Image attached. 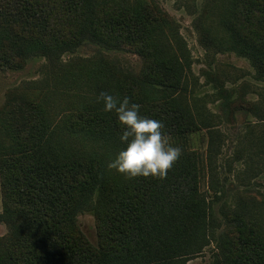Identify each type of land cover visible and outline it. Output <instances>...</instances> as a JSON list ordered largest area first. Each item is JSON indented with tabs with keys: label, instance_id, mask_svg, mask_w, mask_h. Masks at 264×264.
<instances>
[{
	"label": "trees",
	"instance_id": "16d2710c",
	"mask_svg": "<svg viewBox=\"0 0 264 264\" xmlns=\"http://www.w3.org/2000/svg\"><path fill=\"white\" fill-rule=\"evenodd\" d=\"M220 11L218 43L264 76V0H223ZM86 42L138 56L139 72L99 57L55 78L90 102L60 125L27 99L0 118V264H186L214 237L200 190L211 157L186 148L141 157L145 139L186 142L200 130L174 22L152 0H0V74L36 56L56 63ZM260 208L250 198L224 215L214 264H264ZM88 211L96 245L77 224Z\"/></svg>",
	"mask_w": 264,
	"mask_h": 264
},
{
	"label": "rangeland",
	"instance_id": "374dc122",
	"mask_svg": "<svg viewBox=\"0 0 264 264\" xmlns=\"http://www.w3.org/2000/svg\"><path fill=\"white\" fill-rule=\"evenodd\" d=\"M152 1L174 22L185 44L190 62L188 100L200 130L191 133L186 142L169 137L145 139L141 142V157L181 148L195 150L204 159L210 155L209 164L206 161L203 166L200 190L210 204L214 237L198 257L186 264H214L217 239L229 227L224 215L232 217L242 200L264 203V159L258 141L264 138V76L248 60L218 43L224 36L217 25L223 0ZM99 57L131 74H137L141 66L134 54L107 51L90 42L65 53L56 63L42 56L32 57L22 68L0 74V118L9 117L19 99H27L42 104L54 114L55 125H60L64 116L76 111L74 107L89 101L74 91L65 92L55 78L61 79L71 68ZM77 224L88 241L96 245L93 212L79 214ZM7 232V226L0 222V237Z\"/></svg>",
	"mask_w": 264,
	"mask_h": 264
}]
</instances>
